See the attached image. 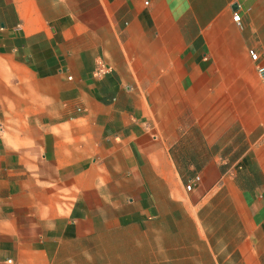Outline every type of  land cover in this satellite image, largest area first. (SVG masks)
Segmentation results:
<instances>
[{
	"label": "crops",
	"instance_id": "obj_1",
	"mask_svg": "<svg viewBox=\"0 0 264 264\" xmlns=\"http://www.w3.org/2000/svg\"><path fill=\"white\" fill-rule=\"evenodd\" d=\"M251 47L264 0H0V264H264Z\"/></svg>",
	"mask_w": 264,
	"mask_h": 264
},
{
	"label": "built area",
	"instance_id": "obj_2",
	"mask_svg": "<svg viewBox=\"0 0 264 264\" xmlns=\"http://www.w3.org/2000/svg\"><path fill=\"white\" fill-rule=\"evenodd\" d=\"M232 18H233V20H235V22H237L239 24L240 19H241V15L238 11H234L232 14ZM249 54L255 62L256 70L260 74L264 75V49H260V48L258 49L255 47H251V48H249ZM110 68H111L110 65L105 64L102 61H99L96 63L95 67L93 68V74L102 76L103 74L108 72L110 70ZM191 187H192L191 183L186 184L187 189H190Z\"/></svg>",
	"mask_w": 264,
	"mask_h": 264
}]
</instances>
